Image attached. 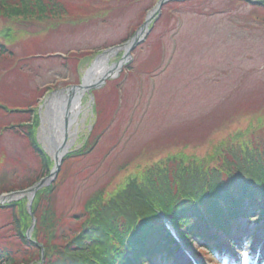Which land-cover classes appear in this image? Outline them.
I'll return each mask as SVG.
<instances>
[{
	"label": "rangeland",
	"instance_id": "374dc122",
	"mask_svg": "<svg viewBox=\"0 0 264 264\" xmlns=\"http://www.w3.org/2000/svg\"><path fill=\"white\" fill-rule=\"evenodd\" d=\"M56 3L44 19L29 14L13 18L7 8L0 10V39L5 30L14 34L7 39L12 55H3L0 66L11 59L18 63L12 70L1 67L0 103L13 104L14 98L26 95L19 100L26 105L35 96L33 90L41 89L35 105L36 137L48 154L49 138L43 135L48 98L67 92L70 84L82 83L98 57L93 53L83 60L84 52L108 47L103 65L117 63L123 54L122 40L156 6L150 7L152 0ZM195 6L202 11L168 12L149 33L150 45L139 43L132 60L119 64L111 76L97 80V87L81 94L86 117L69 151L81 146V136L94 121L92 89L98 91L104 116L113 115L114 120L89 153L69 160L55 202L59 213L66 216L80 210L96 191L110 195L138 168L169 153L181 151L202 158L221 141L247 129L255 132L254 137L264 135V125L258 127L255 121L257 117L264 121V8L233 0H207ZM96 10L100 13L91 15ZM158 39L165 40L159 48L166 51L160 66L156 65ZM137 59L140 62L134 63L130 73H123L125 65ZM152 67L153 72L143 73ZM5 115L0 114V123L19 119ZM82 117L81 112L79 120ZM8 163L20 166L19 172L22 166L35 172L38 166L27 140L13 129L0 132V171ZM2 213L0 224L9 220L8 213Z\"/></svg>",
	"mask_w": 264,
	"mask_h": 264
},
{
	"label": "trees",
	"instance_id": "16d2710c",
	"mask_svg": "<svg viewBox=\"0 0 264 264\" xmlns=\"http://www.w3.org/2000/svg\"><path fill=\"white\" fill-rule=\"evenodd\" d=\"M56 1L0 0V10L7 8L8 15L13 18L29 14L44 19L47 18L48 10L52 12L57 5ZM205 1L207 0L168 2L164 5L159 19L163 16L165 18L171 10L183 9V13H197L202 10L195 5L200 6ZM236 1L246 2L233 0ZM181 4L184 7L179 8ZM82 7L86 9L85 6ZM255 7L264 8V4ZM95 12L96 14L91 15L99 14L100 10ZM5 32L2 34L4 40H0V59L6 54L11 56L13 51L7 39L14 34L8 30ZM129 35L127 34L126 37ZM145 42L150 45L148 37ZM164 43L165 40L158 39V48ZM96 51L90 54L84 52L83 60L87 61ZM158 55L156 65L160 66L164 63L161 48ZM24 62L26 64L28 61ZM139 62L138 59L130 62L125 71L130 73L134 63L136 65ZM3 65L7 70L15 67L12 66V59ZM151 71H154L153 67L148 70ZM24 75L27 77L25 72ZM92 93L95 98L93 109L97 117L95 127L79 149L63 158L56 176L57 180L36 193L32 208L35 224L31 236L28 237L26 234L32 218L27 211L25 198L0 206V212L8 213L9 216V220L0 224V264L122 263L125 260L120 246L122 235L127 227L133 224H139L142 229L150 230L147 238L135 248L137 257L151 261L153 248H160L165 241V232L155 221L157 209L172 208L175 219L182 223H190L192 217L199 216L196 203L204 204L209 210L216 209L217 203L214 201L216 191H219L220 197L224 199H233L234 208H229V212L233 215L238 211L235 207H238L244 198H249V204L257 205L258 208L262 205L264 135L254 137L255 132L247 129L227 142L221 141L208 156L197 158L178 151L151 161L143 169L138 168L135 174L129 175L124 184L110 195L103 196L102 191H96L84 201L80 210L69 212L66 216L59 213L55 209V202L60 185L66 178V169L69 163L71 164V159L89 153L113 118V115L109 118L104 116L105 110L97 96L98 91L93 90ZM31 103V99L26 105L0 103V114L24 115L23 119L16 122L0 123V132L13 129L14 132L21 134L27 140L38 162L35 172H30L27 166H22L20 169L22 172H19L17 169L20 166L13 163L6 164L0 171V193L25 188L48 174L51 168V160L35 138L37 120L35 117L29 120ZM255 121L259 123L258 127L264 125L262 117H257ZM221 216L225 218L228 214L221 212ZM111 231L114 236L110 237ZM116 238L120 242L118 245L113 241Z\"/></svg>",
	"mask_w": 264,
	"mask_h": 264
},
{
	"label": "bare ground",
	"instance_id": "6f19581e",
	"mask_svg": "<svg viewBox=\"0 0 264 264\" xmlns=\"http://www.w3.org/2000/svg\"><path fill=\"white\" fill-rule=\"evenodd\" d=\"M105 55L98 56L93 63L92 68L87 72L83 80V88L100 79L114 67L104 66ZM97 68L99 71L97 72ZM76 87L69 94L51 95L46 101V110L43 117L44 130L43 135L49 138L48 149L52 157H60L69 150L75 143L78 135V126L81 121L85 120L86 113L83 112L80 105V96L85 89ZM71 96V97H70ZM83 113L82 119L79 120V113ZM47 124V126L45 125Z\"/></svg>",
	"mask_w": 264,
	"mask_h": 264
},
{
	"label": "water",
	"instance_id": "95a60500",
	"mask_svg": "<svg viewBox=\"0 0 264 264\" xmlns=\"http://www.w3.org/2000/svg\"><path fill=\"white\" fill-rule=\"evenodd\" d=\"M164 0H160V3L163 2ZM249 2L252 3H262L264 2V0H248ZM138 39L136 37H133L132 40L129 42V46H128V50L126 51V55L129 54V50L132 49L134 47V45L137 43ZM74 88V86L72 87V89ZM60 164V157H56L55 158V170L53 171V173L56 172V169L58 168ZM45 180V178L39 180L37 183H35L33 186L23 190V191H15V192H11L5 195H1V200H0V204L5 202L6 200H9L11 198L14 197H18L21 195H26V194H34V192L37 190V188L43 183V181ZM32 201V196L29 197V205L31 204Z\"/></svg>",
	"mask_w": 264,
	"mask_h": 264
}]
</instances>
